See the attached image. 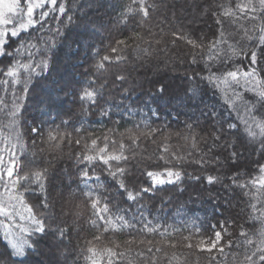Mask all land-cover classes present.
<instances>
[{
	"label": "snow or ice",
	"instance_id": "snow-or-ice-1",
	"mask_svg": "<svg viewBox=\"0 0 264 264\" xmlns=\"http://www.w3.org/2000/svg\"><path fill=\"white\" fill-rule=\"evenodd\" d=\"M109 8L115 9L109 16L113 30L127 29L134 22V35L104 43L102 30L106 25L93 20L89 12L95 9L99 14V10ZM165 12L170 13L164 17L171 25L167 31L153 24ZM200 20L213 22L210 35L214 39L203 32L195 37L189 32ZM129 50L135 54L131 59ZM81 51L85 60H91L90 70H85L86 82L73 97L74 85L61 67L67 63L69 53L76 57ZM21 53L26 54L28 62L21 61ZM161 53L167 57L164 63H171L173 70L188 66L177 76L185 82L182 91L173 95L166 82L156 80L154 91L138 92L143 84L133 79L132 71L146 58ZM5 59L8 63L0 66V115L8 121L5 126L11 132L0 139V264H26L29 256L39 254L40 240L49 236L56 239L57 264L65 261V246L71 244L75 227L61 219L65 215L63 205L58 209L52 196L56 172L51 170V162L37 157L44 152L62 153L63 146L72 144L81 149L72 159L84 181L86 191L81 194L90 202L94 217L88 220L94 230H90L92 239L80 250L86 261L102 264L105 256L107 264L121 260L127 264L135 260L158 264L161 257H166L168 264L178 260L175 252L169 257L151 240L137 239V234H155L166 242V247L187 250L182 253L184 264H200L201 257L205 264H264V214L249 216L246 211L264 209V0H237L234 5L230 0H192L187 8H179V14L176 5H169L167 0H117L115 4L106 0H0V62ZM132 59L138 62L134 66ZM194 65L199 66L198 71H190ZM38 86L47 96L33 104ZM160 96L171 100L169 112L176 110V124L181 123L180 116L186 118L182 129L169 131L170 122L154 104ZM69 97L78 103L76 119L61 118L60 124L52 127L55 119L37 120L33 116L30 122L27 118L33 107L42 117L51 116L53 110L57 117L74 115L62 109ZM90 113L100 117L91 123L101 125L105 120L118 125L126 116L143 118L126 121L133 127H125L119 140L113 139L112 129L108 130L111 135L105 134L101 140L81 135L89 131ZM162 118L163 127L152 126ZM61 127L72 128L78 138L62 132ZM173 135L179 151L169 143ZM158 139V151L138 159L141 145ZM109 144L113 148L118 144V150L110 152ZM153 158L157 161L154 170L139 166ZM133 160L138 161L136 166ZM248 164L257 166L259 176L243 181L240 170ZM185 165L195 166L194 171H187ZM97 167L106 173L107 187L99 176L94 178L95 187L89 183L93 179L89 169ZM251 171L249 167L248 173ZM137 174L147 178V187L136 183ZM217 185L228 195H221ZM109 188L118 190L111 199ZM236 189L240 191L236 193ZM165 191L187 193L189 200L212 203L214 213L223 215L219 213L223 208L231 215L210 224L211 235H202L196 226L177 240L174 233L181 229L169 225L161 231L159 220H148L144 211L149 209L141 204L145 196L154 199ZM117 195L123 196L125 203L139 206L137 211L129 215L119 206L110 208ZM172 199L161 197L168 203ZM234 200L238 201L236 209L232 207ZM241 213L259 220L261 226L257 229L253 225L251 232L245 231L239 224ZM191 215L193 224L200 220L194 212ZM77 216L78 212L72 213L74 225ZM229 225L239 229L237 239H233L237 233ZM115 235L129 238L121 243L110 238ZM104 240L110 246L99 251L89 246ZM142 244L147 246L139 249ZM189 257L194 259L190 261Z\"/></svg>",
	"mask_w": 264,
	"mask_h": 264
},
{
	"label": "trees",
	"instance_id": "trees-1",
	"mask_svg": "<svg viewBox=\"0 0 264 264\" xmlns=\"http://www.w3.org/2000/svg\"><path fill=\"white\" fill-rule=\"evenodd\" d=\"M108 3L117 2V0H106ZM124 2H130V0H124ZM151 2V0H149ZM169 5H176L178 14H179V8L181 6H184L185 8L188 7V3H191L192 0H167ZM199 3H203V0H198ZM230 2L234 5L237 0H230ZM114 8H109L107 10H99L101 11L99 14H97V10L93 9L90 10L89 16L93 20H96L97 23H100L101 21L106 25V29L102 30V34L106 39L104 40L105 44H110L113 39H124L127 38L129 35L135 34V25L134 22L132 25H129L127 29H121L120 31H114V26L110 24V15L114 13ZM169 12H165L163 15H158L156 17V20L153 21L154 25H159V27H163L166 31L171 26L169 21H166L164 19L165 16H169ZM187 15V13H185ZM61 19H64L61 17ZM213 26V22L211 20H208L207 23H205L203 20L197 21L194 25L191 26L189 29V32L194 34L195 36L201 35V33H206L209 36V39H214L215 37H211L210 32L211 28ZM154 31H158V28H154ZM141 33L143 34V30H141ZM99 37L96 38V42L99 44ZM232 42V41H230ZM103 47V45H100ZM74 50V49H73ZM104 54L112 55L110 52H105ZM36 57H39V53L35 54ZM128 55L131 58L134 57V53L129 50ZM26 54L21 53L20 59L22 62H28L26 60ZM167 59V57L161 53L157 56L146 58L141 64H139L134 71H132V77L137 83L143 84V88L139 89V91L147 92L149 90L154 91V83L156 80L164 81L168 84L169 92L173 95L175 93H179L182 91V82L181 80L177 79L178 75H181L184 73L185 69L188 68L187 65H181V67L177 70H173V65L171 63H168L167 65L164 63V61ZM67 63L65 65H62L61 71L65 74L67 79L72 80V84L74 85V91H73V97L75 95V90L78 89L83 83H85V70L89 68V65L91 64V60H85L84 58V52L81 51L78 56L72 57L71 53L66 56ZM8 61L5 59L4 61L0 62V66H3L4 64H7ZM138 62L135 59H132V65H136ZM244 63H247V61H244ZM199 66L194 65L191 66L190 71H198ZM55 76V73H54ZM94 78V77H93ZM0 79H3L2 76H0ZM152 81V83H150ZM86 87V85H85ZM0 95H3L2 92H0ZM47 92L42 89V87H37L36 93L33 97V104L38 103L40 98L46 97ZM73 97L68 98V102L65 103L62 106L63 112L72 111L74 115L68 116V115H62L61 117H57L56 110H53L51 113V116H41L40 112H37L35 107L30 108L31 110L27 114V118L29 121H32L33 116L37 118V120L43 118L45 120H56V125H53L52 127H55L60 124V119L65 120H74L77 118V115L79 114V107L78 103L74 101ZM117 99H119V96L117 94ZM155 105L160 106V110L162 111V114L164 117H167L169 123V131L175 132L177 128H183V121L186 119L184 116H180L179 119L181 121L180 124H176L175 121L177 119L176 116V110L173 108L171 113L169 112V108L171 107V100L166 99L164 96H160L155 98L154 100ZM137 107H140L138 104ZM93 112L95 110H92ZM143 117L141 116H132L127 117L125 120H121L118 125H114L113 123L105 120L104 123L101 124H93L91 123L94 120L100 119L97 115H92L91 113L88 116V122H89V131L87 133H82L81 135H84L85 138L88 136H96L100 137L102 140V137L105 134L111 135V133L108 132V130L112 129L115 131V135L113 136V139L119 140L120 133L125 132V127L132 128V123H126V121H139ZM8 123L7 120H4L2 115H0V139H3L9 135L11 132V128L6 127L5 125ZM124 125V126H121ZM153 127H163V118L160 121H156L152 125ZM62 132H70L72 133V138L76 139L78 138V134L73 131L72 128L64 129L61 127L60 129ZM25 142L30 145V140L28 137H25ZM160 139H163L162 137ZM159 139L156 141V143L151 142L150 140L145 141L141 147L140 150L136 153L138 159L141 155H144L145 157L153 155L156 151H158V145H159ZM125 144H127V141H124ZM170 145L172 147H177V150H180V145L177 144L175 136L173 135L171 140L169 141ZM182 143V142H181ZM100 146H103V143H100ZM43 147V146H42ZM119 145L117 144L115 148L111 144H109V150L110 152H115L118 150ZM187 147V146H185ZM80 147L72 144V145H65L63 146V152L57 153V154H51L48 152H44L43 156H38L37 159H43L45 162L50 161L51 162V170L56 172V179L54 180V183L56 185L55 190L52 193V196L56 199L57 202V208L59 209L62 205L64 208L65 215L61 219L68 220L70 227H75V229L72 231V235L70 237L71 244L65 246V251L67 252V257L62 264H91L90 261H86L83 255H80V250L85 247V244L87 241H90L92 239L91 237V226L88 223L89 218L91 217V207L90 202L87 201V199L81 194L82 190L84 189V181L81 175L79 174V169L75 164V161L72 159L73 155H76L80 152ZM19 154V153H18ZM127 154V153H126ZM257 157H253L252 159H256ZM21 159L23 160L24 157L21 155ZM133 166H136L138 164L137 160H133L132 162ZM157 163V161L153 158L151 160L145 159L143 162L139 163L140 167H144L147 170H154L153 166ZM162 163V162H160ZM127 167H131V164ZM251 168L252 171L249 174L248 168ZM185 168L189 172H193L195 169V166L185 165ZM257 166L254 164H248V167L241 168V179L243 181L250 180L251 178L258 177L259 172L256 170ZM90 176L93 177L92 180L89 181V183L95 187V176L100 177V181L102 183H105L107 187V181L104 180V177L106 173L101 170L100 167L95 168L94 170L89 169ZM215 174V173H212ZM136 183L142 187L148 186V181L145 176L137 174ZM170 187V186H168ZM211 188L212 186H207ZM216 189L221 192V195L227 196L228 193H224L223 190L220 188L219 185L216 186ZM118 190L115 188H109V199L112 198V195L115 194ZM240 190L236 189L235 192L238 193ZM75 193V196L72 197L71 194ZM167 197L172 196V202L168 203L167 200H161V197ZM29 202L31 203V198H28ZM248 198L246 197L245 200ZM125 198L123 196L117 195L113 202L109 205L110 208H113L114 206H119L123 209H126L128 211V214L134 213L137 211V205L132 204V202H124ZM238 201L234 200L232 203L233 209H236ZM252 203L259 204L258 201L253 200ZM142 205H147V208L149 210L144 211V216L152 221V223H156L157 220H159L161 227V231L164 230V228H167L169 225H171L173 228L181 229L180 233H174L175 239L179 240L180 235H188L189 231H192L194 227L199 226L201 228V234L204 236L211 235V229L209 227L210 224H215L217 220L223 221L224 216L231 215L230 212H226L223 208L219 209V213H222L223 215H219L214 213L212 203H204L201 201L196 200L195 198L192 200H189L188 194L185 193L183 195L179 194L178 192H161L158 195L155 196V198H149L148 196H145L143 201L141 202ZM182 209V210H181ZM246 211L249 213V216H261L264 214V209H261L258 207V209L255 212H252L250 208L246 209ZM78 212L79 216L76 217V223L73 224V217L72 213ZM195 213V216H198L200 220L195 221L193 224V217L191 213ZM185 219H187L188 223L185 225ZM202 222V223H201ZM239 224L243 225V228L245 231L251 232L253 230V225L255 228H259L261 226L259 220L253 221L250 218H247L244 216L243 213H241V218L239 220ZM139 227V225H137ZM230 230H233L237 233L233 237V239L238 238V232L239 229H232L229 225ZM94 231V230H91ZM110 238L115 239L117 242H121L125 239H128L129 237L127 235H115L110 236ZM137 239H143L146 242L148 240L152 241V245L159 246L164 249L165 252L168 253V256L170 257L173 252L176 253L177 257L179 258L176 261H173L172 264H184L185 257L182 255V253L186 252V249L183 248H168L166 247V242L159 236L155 234H145L143 236H140L137 234ZM56 239L55 237L49 236L46 239H41L39 242V254L38 255H31L28 257L26 264H57V253H56ZM89 246H94L97 248V250H101L104 246H110L107 245V241L104 240L100 243H94ZM147 246V244L138 245L139 249H144ZM133 248H137V245H133ZM123 250V247L120 249ZM155 250V249H154ZM158 257H161V254L157 253ZM131 258V257H130ZM190 261L194 259V257L188 258ZM102 264H107V257H103ZM117 264H127V261H117ZM134 264H143L142 260H135ZM158 264H168L166 257H161L158 260ZM200 264H205L203 258L201 257Z\"/></svg>",
	"mask_w": 264,
	"mask_h": 264
}]
</instances>
